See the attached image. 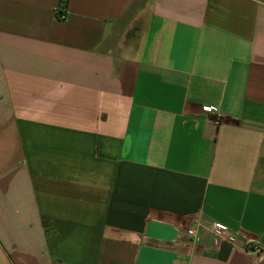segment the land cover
I'll list each match as a JSON object with an SVG mask.
<instances>
[{
	"label": "crops",
	"instance_id": "obj_1",
	"mask_svg": "<svg viewBox=\"0 0 264 264\" xmlns=\"http://www.w3.org/2000/svg\"><path fill=\"white\" fill-rule=\"evenodd\" d=\"M0 264H264V0H0Z\"/></svg>",
	"mask_w": 264,
	"mask_h": 264
},
{
	"label": "built area",
	"instance_id": "obj_2",
	"mask_svg": "<svg viewBox=\"0 0 264 264\" xmlns=\"http://www.w3.org/2000/svg\"><path fill=\"white\" fill-rule=\"evenodd\" d=\"M58 16L60 19H64L66 17V11L62 10L58 12ZM204 111L212 112V109L206 107L204 108ZM200 231L208 232L212 236H215L216 244H218L219 239L224 240L230 244H237L239 240V237L235 232L223 227L221 224L216 222L205 223L201 220H198L193 228L187 230L186 235L192 240V243H196L199 241ZM248 251H251L256 255H261L263 253V251L258 247L248 248Z\"/></svg>",
	"mask_w": 264,
	"mask_h": 264
}]
</instances>
